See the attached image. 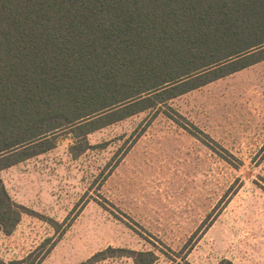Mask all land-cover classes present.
<instances>
[{
    "label": "rangeland",
    "instance_id": "rangeland-1",
    "mask_svg": "<svg viewBox=\"0 0 264 264\" xmlns=\"http://www.w3.org/2000/svg\"><path fill=\"white\" fill-rule=\"evenodd\" d=\"M75 135L60 130L53 149L0 172L30 210L0 232L5 262L81 264L112 247L159 264H264V61Z\"/></svg>",
    "mask_w": 264,
    "mask_h": 264
},
{
    "label": "trees",
    "instance_id": "trees-1",
    "mask_svg": "<svg viewBox=\"0 0 264 264\" xmlns=\"http://www.w3.org/2000/svg\"><path fill=\"white\" fill-rule=\"evenodd\" d=\"M262 61L264 0H0V172ZM24 214L0 177V232ZM111 257L159 264L112 247L81 264Z\"/></svg>",
    "mask_w": 264,
    "mask_h": 264
}]
</instances>
